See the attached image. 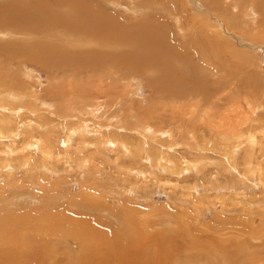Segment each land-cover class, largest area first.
<instances>
[{"label":"rangeland","instance_id":"obj_1","mask_svg":"<svg viewBox=\"0 0 264 264\" xmlns=\"http://www.w3.org/2000/svg\"><path fill=\"white\" fill-rule=\"evenodd\" d=\"M87 1L96 3L95 0ZM102 1L100 0L99 4ZM152 1L153 5L149 6L147 0H119L117 5H114L115 2L107 4L105 0L100 6L103 5L102 8L108 13L126 20L125 22L135 29L143 22L142 19L151 16V25L154 26L152 27L161 32V35H164V32L166 39L168 38L184 55L185 48L188 49L191 42L198 40L199 50L205 51L209 61L199 63L200 67L207 66L210 71L207 73V84L203 83L206 85L204 89L212 90L215 84L219 87L225 86L228 90H234L232 96L238 93L234 98L241 102H237L238 105L235 106L237 103L233 101L224 99L221 102L217 98L216 106L211 104L212 111L208 118L216 123L223 118L222 113L230 110L232 106L241 107L249 114L248 105L244 100L245 94L248 90L256 92V87L261 85L264 89V51L261 48L264 47V39H260L259 31L240 28L237 19L239 11L234 7L229 8V2L232 0L220 5L219 17L213 16L221 21V25L209 14L199 10L200 7L205 8L208 1L195 0L200 7L195 6L194 0ZM237 1H240L239 9L246 5L255 7L257 3H261L260 9H264V0ZM15 3L11 0H0L1 17L9 7L16 8L15 15L22 14V19L8 20L9 24L20 22H17L16 26L12 24L13 28H16L17 24L23 25L25 28H21L24 30L22 32L29 33L36 39L38 35L40 37L46 32L55 35L68 32L69 29V32H75L66 22L55 25L53 29L52 24L48 23L49 20L54 21V18L48 16L61 19L63 17L62 20L75 16L68 13L69 8L74 6H58L61 3L59 0H16ZM96 4L94 6L100 9L99 4ZM258 14L255 13L257 22L252 25L255 28L259 26ZM226 24L230 27L227 28L230 34L243 36L245 33L250 35L247 38L250 42L253 37L260 41L256 43L258 48L250 50L253 64L245 65L244 61L239 62L229 56L239 45L225 32ZM20 27L22 26L16 29L21 30ZM0 30L2 35L6 33L5 30ZM0 37V89L4 86V90L16 91L17 96L12 97L18 98L22 97V93L25 94L24 91H31L34 100L38 99L44 103L29 101L30 103L18 104L19 106H15L16 103L0 104V240H3L0 241V248L4 244L2 249L6 252L0 250L3 253H15V261L11 264H75L79 255H83L84 249L101 247L99 250H103L105 240L111 243L120 237L121 241L117 240L119 243H122V240L128 241L122 246L125 251L120 248L119 252H111L113 255L115 251L118 253L113 256L117 261L110 258L111 261L107 264H264V173L262 170L260 172L261 168L264 170V146H260L262 135L257 133L256 149L250 163L246 164L248 154L244 149H240L232 167V159L228 155L232 149H226L224 144L219 143L218 130L210 127L205 119L204 122L196 121V124L191 126L187 117H183L182 111L185 110L182 103L170 102L171 88L170 93L158 92L157 88H154L158 83L152 82L151 79L148 81L145 75L135 74L129 63L122 61L112 68L111 71L118 76L109 79L106 78L110 77L107 73L110 71L108 66L92 69L86 79L87 71L83 74L78 72L77 75H81L80 80L77 75L75 78L71 77L73 79L69 81L74 85L69 87L64 73H60L56 81L52 78L53 72L36 61L25 59V55L19 53L22 46H19L16 40L22 39L26 43L29 37L21 34L18 35L20 38H17L13 33ZM42 39L56 44V41L49 38ZM6 49L10 50L9 53ZM214 53L220 55V61L214 59ZM198 70L201 71L200 68ZM72 72L73 69L65 71L67 74ZM211 72L218 73L219 76H212ZM197 75L196 71L193 77ZM202 75L204 72L200 76ZM127 77H131V80ZM57 82L62 86H56ZM77 85L79 89L76 90L74 88ZM96 86H99V92L90 96L89 92L83 90ZM62 87L69 91L66 96ZM0 93L11 95L10 91ZM263 99L264 96L260 92L257 103L263 106L257 114L264 118ZM98 104L101 105L99 111L107 113L109 117H93L96 120L85 117L92 128L96 126L91 130H96L97 133L76 134L71 141L70 132L76 130L78 124L83 122L82 117L77 118V111H82L85 106V109L90 111L93 107L96 109ZM31 106H35L36 110ZM69 106L68 113H75L74 116L67 115ZM204 109L206 110V107L202 111ZM61 112H65L68 117L61 115ZM262 120L264 124V119ZM65 124L66 128H63ZM257 124L256 122L254 125ZM105 126L110 127L109 130ZM146 126L147 129L150 126L154 128L151 129L153 133V130L160 132V136H156V133L145 134ZM102 129L106 132H102ZM68 139L70 144L65 146ZM40 141L45 147L40 146L35 151L33 143ZM103 141L108 143L102 144ZM123 144L127 145L130 152ZM139 148L145 152H139ZM8 149L15 151L11 157L8 155ZM164 150L169 154L170 162L164 163L165 168H162L152 159V165L150 156H159L157 152ZM42 152H47V155L54 153V159L49 160ZM6 160L9 166L1 167ZM185 160L197 163L196 167L191 168L192 171L181 172L182 167L186 166ZM12 215H15L16 220L12 219ZM75 227L84 230L83 236H80V230L76 229L77 232ZM7 228L11 234L13 232L12 236L19 238L17 241L22 239L20 243L26 244L17 246L15 238L11 237ZM77 237L78 239H75ZM39 244H44L40 246L42 252ZM19 247L21 251H18ZM29 248L32 249L31 252ZM18 252H22V255ZM104 263L106 264V261Z\"/></svg>","mask_w":264,"mask_h":264},{"label":"bare ground","instance_id":"obj_2","mask_svg":"<svg viewBox=\"0 0 264 264\" xmlns=\"http://www.w3.org/2000/svg\"><path fill=\"white\" fill-rule=\"evenodd\" d=\"M11 1L13 2V4H16L15 3L16 0H11ZM86 1L87 0H85V2L84 1H77V0H62V1L59 0V3L60 2L61 3L58 4V6L59 5L60 6L61 5H66V7L67 6H71V7L74 6L72 8H69L68 13L71 14V15H75V16H73L71 18L67 17L66 20H62L63 17L61 19V18H59L57 16H48V17L54 18L53 22H51L50 20L49 21L47 20L49 24H52V29H53V27H55V25H57V24H59L61 22H66L67 23L66 25H69L71 27V29L74 28L75 32H72V33L69 32L70 29H69L68 32L64 31V33L62 32L63 34L62 33H57L56 35L51 33V32H46V33L40 35V37L38 35V37L36 39L35 36L30 35L29 33H26V32H22L24 30L21 29V28H25V27H23V25L19 24V26H22V27H20L21 30H18V29H16L17 27H19L18 24H17L16 28H13L12 24H14V22H10L11 24L8 23V20H15V19L19 20V19H22V14H18V15L14 14V12L17 11L16 8L12 9V7H9V9L4 11L3 17H1L2 15L0 16V26H1L0 28L6 31V33L4 32L5 34L2 35V30H0V36L6 37V36H8V35L13 33V35L17 36V38H20V37H18V35H21V34L23 36L26 35L27 37H29L27 39L28 41L26 43H24L25 40H22V39L21 40L20 39L16 40V42L18 44H20L19 46H22V47H20V52L19 51L18 52L20 54L25 55V59L36 61V62L40 63L44 68H46L49 71L53 72L54 76L52 78L54 80H56V81H57L56 78H58V75L60 73H64V75H65L64 79L68 80L69 87L74 85V83H72L69 80L73 79L71 77L75 78L78 72L83 74V73H85L87 71V73L85 75V79H86V78H88L89 72L92 69H99V68H102L104 66L105 67L108 66L107 68H108V70L110 69V71H107V73H108V75L110 77H106V78L109 79L111 77L118 76V75H116L117 73L114 74L115 72L113 73V71H111L112 68H115V66L119 65L122 61H124L126 63H129L128 65H131L130 67H131V69L133 71H135V74L145 75L146 77H148L147 78L148 81L151 79L152 82L158 83V86H156V87L152 86L154 88H157L158 92L166 91V92L170 93L169 90L171 88V99H170V102L173 103V104L182 103V107L186 111V112L182 111L183 114H184L183 117H185V116L187 117V122L189 121L191 126H194V124H196V121L201 123V122H204V119H205L206 122L211 125L210 127H213V129H217L218 130L217 135L220 137L219 138V141H220L219 143L220 144H224L225 145L224 147H226V149H232V152L230 151L231 153H228V155L232 159L231 160L232 161L231 162L232 163V167H234L235 162H236V153L239 152L240 149H244V151L248 154V160L246 161V164L250 163V160L254 156V152H255V149H256L257 133L262 135V136H260L261 137L260 138L261 142L263 143V141H264V137H263L264 136V124L262 123V121H263L262 119H264V118L260 114H257L260 111L259 109L261 108V106H263V105L259 106L258 103H257L258 94H260V92H261L262 96H264V89L261 88V87H263L262 85L259 86V88L256 87L258 89L256 92L248 90L247 91L248 95H247V93L245 94L246 98H244V100H245V103L248 105L247 107L249 108V111H250L249 114H246V111L244 112L241 107H235L236 105H238L237 102H239V101L237 100V98H234V96L236 94H238V93H236L235 95L232 96L234 90L233 91L228 90L227 87H225V86L219 87L218 84H215L216 86L212 90L204 89V86H206V85L203 84V83L207 82V80H206L207 73L210 72V71H209V68H207V66H204V67L201 66L200 67L199 63L201 61H203V62H205V61L209 62V61H208V57H206L207 55H206L205 51H202V49L199 50V48H198L199 47V41L198 40L195 41V42H191L192 44H191V46H189L188 49L185 48V55H184V53L182 51L176 49L177 46L174 47L170 43L168 38L166 39V37L164 36L165 35L164 32H163L164 35H161V32H158L157 29L153 28L154 27L153 24L151 25V20H152L151 16H148V17L142 19L143 22L137 27V29H135L132 25H130L129 23L125 22L126 20H124V19L122 20L118 16H116L115 14L108 13V11H106L104 8H102L103 5L102 6H100V5L105 0L104 1L101 0L102 2H100V4H99L100 0L99 1L95 0L96 3L99 4L98 7L99 6L101 7L100 9H97L94 6V4H96V3L88 2V1L86 2ZM205 1L209 2V3H207L204 6L206 9L200 7V5H198V3L195 0L193 2L195 4V6L198 5L197 7H200L199 10L202 11V13L204 12V13L209 14L214 21L218 22V24L221 25L220 24L221 21L219 19L213 18V16L214 17H219L220 16V12L219 11H221L219 9L220 5L227 4L228 2H226V1H229V0H223V2H220V0H216L215 2L212 1V0H205ZM111 2H115L114 5H117L119 0H106L107 4H110ZM147 3H148L149 6H152L154 2L152 0H147ZM202 3H203V1H202ZM241 3H242V1H241ZM245 3H247V2H245ZM229 4L231 5V6H229V8H233L234 7V8H237V11H239L237 19L239 20L240 28L242 30H247V28H249L251 31H257L258 30L260 39H264V9H260V4L261 3L260 4L257 3L256 5L254 4L255 7L254 6L253 7H251V6L248 7V5H246L245 7H242L240 9H239V5H238V4H240V1L232 0V1L229 2ZM66 7H65V9H66ZM105 8H107V10H109L108 7L105 6ZM221 8H222V6H221ZM148 9H150L151 11L153 10L152 8H148ZM52 11H55V10H52ZM60 13H62V12H60ZM255 13L256 14L259 13L258 16H260V17H258V19H259L258 28L257 27L255 28L254 26H252L255 22H257V16L255 15ZM56 14H57V12H56ZM63 14H64V12H63ZM57 15L59 16V14H57ZM204 17H206V16H204ZM127 20H129V19L127 18ZM129 21H132V20L130 19ZM17 22H15V24ZM18 23H20V22H18ZM227 24H229V23H227ZM227 24L225 25V32L228 33L229 38L231 40H234V42H236L239 45V46H237V48L235 47V50H233L234 52L232 51L229 56L230 57H234L236 61H239V62L240 61H244L245 65L246 64H253L252 63L253 57L250 54L251 53L250 50H255L256 48H258V46H256V43H259L260 41H256V38L251 35V37H253V38H251L252 42H250L249 39H247V38L250 37V35L249 34H245V33H244L243 36L238 35V34L234 35L233 33L230 34L228 32V29L230 27H228ZM2 26H5L6 28H3ZM161 27H163V26H161ZM245 27H246V29H245ZM48 28H50V26ZM62 28L64 30V27H62ZM37 32L39 33L38 30H37ZM52 32H54V31H52ZM55 32H56V30H55ZM35 35H36V33H35ZM190 35H191V33H190ZM12 37H14V36H12ZM42 38H44V39H48L49 38L50 40H54V41H56L55 42L56 44H53L52 41H49V40L48 41L43 40ZM5 39H7V38H5ZM39 40H41V41H39ZM14 45H16V44H14ZM226 46H227V44H226ZM14 47H18V46H14ZM238 47L243 48L247 52L243 51V50H239ZM259 47H261V46H259ZM261 48L264 51V47H261ZM7 49H10V48H7ZM7 49H6V51H7ZM191 49H192V51H191ZM229 49H231V48L229 47ZM9 51L10 50H8L7 52L9 53ZM197 51L199 53H197ZM14 52H15V50H14ZM6 55L8 56V54H6ZM191 56H193V57H191ZM219 56L220 55L215 54L213 57H214L215 60L220 61L221 57H219ZM213 57H211V61H213ZM228 59H229V57H228ZM192 61L194 62L193 64H192ZM210 64H213V63H210ZM239 65H240V63H239ZM198 68H200L201 71H199ZM70 69H73L72 74L65 73V71H68ZM195 69H196L198 75L196 77H193L195 75V73H196V71H194ZM203 72H204V75H202V77H201L200 75ZM78 75H77V77L80 80L81 75H79V76ZM211 75L212 76L218 75V73L214 74V72H211ZM131 77H129V78L127 77L128 80H131ZM100 78H101V76H100ZM149 83H151V82H149ZM59 85L62 86L59 82H57L56 86H59ZM67 86H65V87H67ZM0 87H2V86H0ZM3 88H5V87L3 86ZM3 88L0 89V92H2V91L3 92L10 91L11 95H6V94H3V93H0V104H1V102L6 103V104H10V105H11V103H12V105H14L13 103H16L17 105L15 104V106H19L20 104L21 105H25L27 103H30L31 101H36L35 103H37V104L38 103L44 104L42 102H39L38 99L34 100L33 93L31 91H24L25 94L23 95V93H22V97L18 98V97H16L17 95L15 94L16 91L12 92L11 90H6V89L4 90ZM59 88H58V90H59ZM62 89H63V87H62ZM74 89H76V90L79 89V85L75 86ZM83 90L89 92L90 93L89 96H90L94 92H99V86H96L93 89H83ZM83 90H80V92H83ZM62 91L64 92L65 96L69 92L66 89H63ZM72 91L74 92L75 90L72 89ZM225 91H226V93H225ZM62 93H59V94H62ZM224 93H225V97L223 95ZM12 95H16V96L12 97ZM19 96H21V95H19ZM60 98L62 99V97H60ZM217 98L221 102L224 99H228L229 102L233 101V102H235L237 104H235V106H232L230 108V110L226 111L225 113H222V117L223 118H221V120L219 119L220 121L218 120V121H216V123H213L208 118V115H210L209 113H210V111H212L211 110L212 105H213V107L216 106V104H217L216 103V99ZM90 102H91V100H90ZM64 103H65V101H64ZM263 103H264V99H263ZM70 104H72V102ZM239 104H241V102H239ZM65 105H67V104H65ZM34 107L35 106H33L32 108H34ZM85 107H84V109L82 108V111L79 109L81 112L77 111V115H76L77 118L78 117H82L81 119H83V122L79 123L77 128H76V130H74L72 133L69 131L70 132L69 135H70L71 141L73 140L72 139L73 136L76 135V134L81 135L80 133H97V132H95L96 130L94 132L91 130V129L94 130L96 128V126H95V128H92L91 125H90L91 123L90 122H86L87 120H86L85 117H89V118L101 117L102 119H107L109 117V116L107 117V113H103V112L99 111V109L101 108V105H99V104L97 105L96 109L93 107L92 110H90V111L88 109H85ZM204 107H206V110L204 109V111H202V109ZM68 109H70V106L67 108V110ZM34 110H36V109L34 108ZM49 110H50V108H49ZM71 110L73 111V109H71ZM103 110H105V109H103ZM68 112H70V111L68 110L66 113H68ZM61 113H62L61 115H64L66 117H68L67 115H69V116H74L75 115V113H73L74 115H71L69 113L67 115H65L64 114L65 112H61ZM94 120H96V119H94ZM111 120H113V119H111ZM256 122L258 124L254 125ZM2 125H4V124H2ZM103 125H105V124H103ZM43 127H45V126H43ZM62 127L66 128V124L63 125ZM105 127H106L107 130H109V128H110V127L108 128V126H105ZM105 127H104V129H105ZM150 127L147 129V126H146V128H145L146 130H144L145 134H152L153 133L151 129H154V128H152V127L150 128ZM5 128H6V126H5ZM5 128H4V130H5ZM40 128H42V127H40ZM101 128H99V129H101ZM104 129H102V130H104ZM6 131H8V130H6ZM101 131H100V133H101ZM153 131H154V133H156V136H158V137L160 136V134H161L160 132H158L157 130H153ZM102 132H106V131L104 130ZM154 133H153V135H154ZM5 134H7V132ZM101 135H102V133H101ZM153 135H151V136H153ZM162 135L165 136V134H162ZM144 137H146V136H144ZM70 139H68V142H65V146H69ZM106 140H108V139H106ZM41 141H40V143L39 142L38 143H33L34 149H36L35 151H37L40 148V146H44L45 147L44 144H41ZM104 142H106V141H103L102 144ZM115 142H116V140H115ZM43 143H44V141H43ZM45 143H46V141H45ZM89 143H87V144H89ZM106 143H108V142H106ZM262 143H260V146L263 147L264 143L263 144ZM82 144H84V143H82ZM96 144L97 143H95V145ZM48 145L50 146V144H48ZM114 145H116V144H114ZM123 145H124V148L126 149L127 145L126 144H123ZM258 145H259V143H258ZM86 146H88V145H86ZM35 147H37V148H35ZM143 147L145 148L146 146H142V148ZM142 148H139V150H140L139 152H145L144 149H142ZM47 150L49 151V149H47ZM126 150L129 151L128 147H127ZM164 151H161V152L158 151L157 152V153H159V156H158V154H156L155 157H157L158 159H155V157L153 158L152 156H150L149 161L150 160L152 161V165L154 164L153 160H155L156 161V165H157V163H159V165L162 168H165L163 166V164L164 163H169L171 158L169 157V154L167 153V151H165V152ZM47 152L46 153L42 152L43 156L49 158V160L52 159L54 153H50V154L47 155ZM13 153H15V151L13 149H10V150L8 149V155L10 157H11V155H13ZM247 154H246V156H247ZM167 157H168V160H167ZM224 159L227 160V158H224ZM7 162L8 161L6 160L5 164L3 166H1V167H4L6 165H7L6 167H8L9 165L7 164ZM184 162L186 163V166L182 167L183 170L181 172H184L186 170L187 171L188 170L192 171L191 168H194V167H196L195 165H197V163H193V162L189 163L186 160ZM25 165H26V162H25ZM173 165H174V163H173ZM190 165H192V167H190ZM178 169H176V171ZM261 170L264 173V170L262 168L260 169V172H261ZM4 216H6V215L4 214ZM4 216H3V218H4ZM17 216H18V214H17ZM13 218H15V215H14V217L12 215V219ZM6 219H8V217H6L5 220ZM15 220H16V218H15ZM6 221L4 222V224L6 223ZM10 224H13V223H10ZM77 225L78 224H76V226ZM2 228H4V227H2ZM47 229H49V228H47ZM76 229L78 230L79 228L75 227V230ZM3 231H4V229H2V233H3ZM72 231L73 230H71V232ZM80 231L79 232L77 231V232L82 234V232L84 230H80ZM85 231H88V230H85ZM8 233H10V230L8 231ZM73 233L76 234L75 231H73ZM5 234H3V235H5ZM10 234H9V236H10ZM83 234L80 235V236H83ZM12 235H13V232L11 234V237L15 238L14 240H15V244L17 246L20 245V244H26L25 242H23L24 240L22 241L23 243H20L21 242L20 240H22V239L17 241L19 238L16 239L15 235L14 236H12ZM5 237L7 238L8 236L5 235ZM87 238H85V239L87 240ZM126 238L128 239L129 237L127 236ZM75 239H78V237L75 238ZM1 240H2V238H1ZM7 240H9V238ZM14 240H12V241H14ZM117 240L121 241V237L118 238V239L116 238L115 242L113 241L111 243H109L110 241L105 240L103 250H99V249H101V247H99V248L93 247L91 250L90 249L89 250L88 249L87 250L84 249L83 255H81V256L79 255V257L77 256L78 259H76V263L75 264H103L104 261H106V264H107L111 260L117 261L116 257L113 258V256L115 255V253L118 254L117 252H119L120 248H122V246H125L127 244V242H128V241L126 242L125 240H122L123 242L119 243ZM40 241H42V240H40ZM43 242L45 243L44 240H43ZM80 242L82 243V241H80ZM8 244L9 243H7V245ZM89 244H91L90 241H89ZM3 245H1L0 249H2ZM41 245H44V244H41ZM41 245L39 244V246L38 245L37 246L40 247ZM9 246H10V244H9ZM14 247H15V245H14ZM14 247H13V249H14ZM42 247L44 248V246H42ZM34 248H33V251H34ZM123 248L125 249V247H123ZM17 249L19 251L21 249V247H19ZM15 250H16V248H15ZM38 250L36 249V251H38ZM44 250H46V249H44ZM114 250H116L117 252L115 251V253L113 255L111 252H113ZM3 251L6 252V250H3ZM31 251H32V249L29 250V252H31ZM7 252L9 253V251H7ZM22 252H20V253H22ZM24 252H26V251H24ZM39 252H40V250H39ZM41 252H42V248H41ZM123 252H122V254H123ZM8 253H3L0 250V264H11V263H13V261H15V258H16L15 257V253L14 254H11V253L8 254ZM12 253H13V251H12ZM20 253L18 252V254H20ZM20 255H22V254H20ZM25 255H27V254H25ZM40 255H41V253H40ZM18 257H20V256L18 255ZM110 258H111V260H110ZM26 260H28V258H26ZM30 260H32V259H30ZM18 262H20V261H18ZM34 262H35V260H34ZM30 264H31V262H30Z\"/></svg>","mask_w":264,"mask_h":264}]
</instances>
